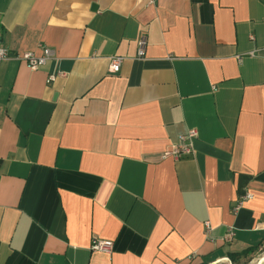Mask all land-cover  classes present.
Masks as SVG:
<instances>
[{"label": "crops", "instance_id": "1", "mask_svg": "<svg viewBox=\"0 0 264 264\" xmlns=\"http://www.w3.org/2000/svg\"><path fill=\"white\" fill-rule=\"evenodd\" d=\"M0 42V264H264V0H0Z\"/></svg>", "mask_w": 264, "mask_h": 264}, {"label": "built area", "instance_id": "2", "mask_svg": "<svg viewBox=\"0 0 264 264\" xmlns=\"http://www.w3.org/2000/svg\"><path fill=\"white\" fill-rule=\"evenodd\" d=\"M149 3H155L156 0H147ZM138 55L143 57L145 55V40L140 39L138 43ZM11 56V51L8 47L3 45L0 42V62L9 58ZM15 57L19 60H22L28 64L30 69L38 70L40 67L45 65L49 60L54 59V51L48 46H41V52L36 53L33 51H23L15 54ZM124 60L123 56H113L110 61L109 71L111 73H118L121 68V64ZM63 75V72L59 69H55L51 73H49L47 77V82H54L59 76ZM197 136V131L195 129H189L186 133L180 135V140L177 144L172 145L171 147L164 150L162 153V157L165 159H180L187 155H191L194 153L193 140ZM251 196H244L242 200L238 202V204L234 207V210L237 211L240 209L243 200L249 199ZM206 233H210L212 230V224L210 221L205 222ZM236 236L235 230L230 227L227 229V232L224 234L223 240L225 242L232 241ZM90 248L93 251L105 252L111 254L113 250V241L105 240L100 237H94L91 241Z\"/></svg>", "mask_w": 264, "mask_h": 264}, {"label": "rangeland", "instance_id": "3", "mask_svg": "<svg viewBox=\"0 0 264 264\" xmlns=\"http://www.w3.org/2000/svg\"><path fill=\"white\" fill-rule=\"evenodd\" d=\"M253 260L259 261L260 259L264 258V248L258 249L254 254H253ZM248 259V258H247ZM230 259L226 261V263H221V264H229Z\"/></svg>", "mask_w": 264, "mask_h": 264}, {"label": "trees", "instance_id": "4", "mask_svg": "<svg viewBox=\"0 0 264 264\" xmlns=\"http://www.w3.org/2000/svg\"><path fill=\"white\" fill-rule=\"evenodd\" d=\"M248 251H252V250H246V251H244V252H241V253H237V255H244L246 252H248ZM229 257H230V259L233 261L234 259H236L237 257H236V254H234V253H231V254H229Z\"/></svg>", "mask_w": 264, "mask_h": 264}]
</instances>
